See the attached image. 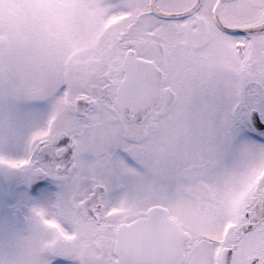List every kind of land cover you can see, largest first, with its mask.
I'll return each instance as SVG.
<instances>
[{
	"label": "snow or ice",
	"instance_id": "6c2138e0",
	"mask_svg": "<svg viewBox=\"0 0 264 264\" xmlns=\"http://www.w3.org/2000/svg\"><path fill=\"white\" fill-rule=\"evenodd\" d=\"M89 11L66 57L0 45V264H264V0Z\"/></svg>",
	"mask_w": 264,
	"mask_h": 264
},
{
	"label": "clouds",
	"instance_id": "9594fccd",
	"mask_svg": "<svg viewBox=\"0 0 264 264\" xmlns=\"http://www.w3.org/2000/svg\"><path fill=\"white\" fill-rule=\"evenodd\" d=\"M81 2L0 0V45L4 54L14 55L17 49L28 48L34 54L68 56L73 41L86 27Z\"/></svg>",
	"mask_w": 264,
	"mask_h": 264
},
{
	"label": "flooded vegetation",
	"instance_id": "af4514ba",
	"mask_svg": "<svg viewBox=\"0 0 264 264\" xmlns=\"http://www.w3.org/2000/svg\"><path fill=\"white\" fill-rule=\"evenodd\" d=\"M91 0H82L81 8H83ZM86 27L83 34L75 39L72 43L71 51L78 50V43L81 41H91L94 43H102L104 30L109 26L104 24L97 13L89 11L87 13ZM9 211L0 208V259H3V252L14 239L18 238L27 231V225L22 216H17L14 206H8Z\"/></svg>",
	"mask_w": 264,
	"mask_h": 264
}]
</instances>
